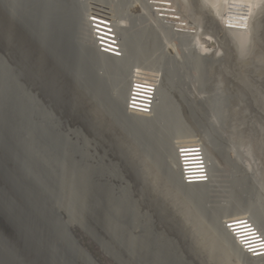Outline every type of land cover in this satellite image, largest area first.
<instances>
[{"label":"water","instance_id":"95a60500","mask_svg":"<svg viewBox=\"0 0 264 264\" xmlns=\"http://www.w3.org/2000/svg\"><path fill=\"white\" fill-rule=\"evenodd\" d=\"M82 4L0 0V225L8 234L0 232V264H98L70 230L62 206L123 264H184L176 245L160 243L150 214L140 210L127 163L112 159L120 150L112 129L88 109L96 104L141 151L163 158L162 166L171 159L165 128L158 136L157 125L147 130L127 122L126 74L100 75L95 64L102 57L84 37ZM177 65L173 57L161 59L170 85ZM198 126L218 151L212 124ZM168 173L174 186L189 185L180 171L177 179L171 168ZM246 192L243 186L248 200Z\"/></svg>","mask_w":264,"mask_h":264},{"label":"rangeland","instance_id":"374dc122","mask_svg":"<svg viewBox=\"0 0 264 264\" xmlns=\"http://www.w3.org/2000/svg\"><path fill=\"white\" fill-rule=\"evenodd\" d=\"M174 2L177 5L179 3V9L186 13L185 16L192 23H198L202 38L214 40L208 52H202L195 45L197 50L207 53L204 60L190 50L192 46L180 41L184 36L171 35L166 27L160 28L157 24L161 29L158 30L156 22L154 24L149 20L147 11L140 12L141 0H93L91 3V7L95 6L97 10H109L115 21L119 40L123 42L121 47L127 48L123 50L121 59L125 51L126 56L119 64L99 63V59L96 60L98 64L95 66L101 76L109 71L122 76L126 74L125 80L121 81L126 86L132 79L134 68L141 67L145 72H153L154 69L157 73V89L164 102V120L161 128L157 127L156 131L159 136L165 128L164 134L172 144L171 159L162 166L159 161L163 158L158 161L155 155L141 151L133 139L117 127L96 104H90L88 109L112 129L120 149L119 157L115 155L112 159L121 161L122 164L127 163L124 166L126 180L134 185V196L138 199L140 210L150 214L160 243L176 245L178 256L180 254L184 264H264V249L256 254L254 260H250L236 248L222 230L221 223L224 222L223 219L238 217L249 219L257 227L260 226V231L264 230V2L255 10L253 22L255 20L256 23L252 26L250 39L248 37L245 41L247 45L243 42L242 45L232 34L226 36L232 39H223L224 35H220L221 33L211 28L212 24H208L206 14L201 16L200 11L196 10L195 0ZM98 4L102 6H97ZM83 12L88 18L89 9H82ZM223 23L221 20V27ZM119 24L124 27L118 28ZM83 25L84 37L91 44L92 38L86 21ZM132 36L135 38L134 42ZM192 44L196 42L193 40ZM129 48H135L132 55ZM167 57L175 58L178 64V73L171 85L166 82L165 71L161 67V59ZM214 101H221V104L215 108ZM159 117L158 111L152 117L138 122H145L144 128L150 130L152 126H156L154 124ZM206 121L212 124L218 136V151L214 150L206 131L198 126L199 122ZM182 139L200 142L198 145L202 148V154L207 155L203 157L209 160L212 171L209 174H214L209 176L210 181L207 180L200 189L192 190L198 192L193 195L190 194L191 190L183 191L178 184L177 187L174 186L168 173L171 168L175 171L172 175L179 178L174 153L177 141ZM243 186L247 191L245 196L247 193L250 195L248 200L241 196ZM61 209L63 218L70 221V230L80 245L98 264H123L83 231L79 217L71 219L67 209L64 206ZM259 221L261 223L257 225ZM0 232L8 236L7 230L1 225ZM134 233L137 235L138 231Z\"/></svg>","mask_w":264,"mask_h":264},{"label":"bare ground","instance_id":"6f19581e","mask_svg":"<svg viewBox=\"0 0 264 264\" xmlns=\"http://www.w3.org/2000/svg\"><path fill=\"white\" fill-rule=\"evenodd\" d=\"M79 2L83 3L82 4V9L85 10V9H89V6H91V3L93 2V0H79ZM141 2H142V7L140 8V12H142V10L144 12L147 11V13L149 14V17H150L149 20H151V22H154V24L156 22L157 28H159L160 26H164V27H166L168 29V32H170L171 35L184 36L180 41H182V42H184V43L188 44L189 46H192L193 48H196V49H197V47L195 45H198V47L201 49L202 52H208V51L211 50V47L213 45V41L214 40L212 38L206 39V38H202L201 37L202 36L201 27L197 26L198 23H197V25L194 24L195 22L192 23L193 21L191 22L188 19V17L185 16L186 13L182 12L181 8L179 9V3L177 5L174 2V0H141ZM262 2H264V1L263 0H234V1H230V0H195L196 8H197L196 10L200 11L201 16L203 15V13L206 14V18L208 19V24L209 23L212 24L211 28H213L214 30H217L219 33H221L220 35H224L223 39L225 38V40H229V38L232 39L231 37H226L229 34H232L234 36V38L238 42H241V44H242V42H243V44H246L245 41H247L248 37L250 39V36H251L250 34H251V31L253 30L252 26L256 23L255 20L253 22V17H254V14H255V10L258 8L259 5L262 4ZM185 3H186V1H185ZM204 10H205V12H204ZM221 20L224 22L222 27H221V24H220ZM117 23H118V21H117ZM157 24L159 25V27H158ZM151 25L153 26V23ZM122 27H124V26L119 24L118 28H122ZM125 28H123V30ZM160 28H163V27H160ZM160 28L158 30H161ZM156 30H155V32H156ZM121 33H122V31H121ZM121 33H120V36H122ZM124 33H125V35L127 34L126 32H124ZM174 37H176V36H174ZM255 37H257V36H255ZM85 38H86V36H85ZM132 38H133V41H134L135 38L133 36H132ZM252 38H251V40H252ZM129 39H131V38H129ZM193 40L196 42V44H192ZM254 41L256 42L257 40H254ZM254 41H252V42L255 43ZM88 42H90V40ZM127 42H128V40H127ZM121 43H123V42H120V44ZM253 43L250 46H253ZM183 46H184V44H183ZM121 48H123L122 49V53H123V50L127 49V48H124V47H121ZM198 52H200V50H198ZM202 52H200L201 53L200 55H204V53H202ZM125 53H126V51H125ZM125 53H124L123 58L126 56ZM195 55L197 56V54H195ZM198 58H200V57H198ZM122 59H112L111 57L104 55L102 59H99V63H105V64H107V63H118L119 64L120 60H121V62L123 61ZM198 61H199V63H202V61H200L199 59H198ZM115 65H117V64H115ZM110 66H112V64H110ZM152 70L154 71V69H152ZM100 75H102V74H100ZM108 80H109V77H108ZM130 86H131V83L129 84V82L125 86V95H124V99H123V103H122L123 105L125 104V98H126L128 89L130 90ZM158 91L159 90L157 89L156 92H155L156 100H155L154 110H153L152 115L150 117H152L154 114H156L159 111L160 117L156 120V123H158V124H155V125H157L158 128H161L162 121L164 120V113L162 114V112H163L162 110L164 109V102H163L162 98L159 96ZM161 94H162V92H161ZM194 107H195V105H194ZM147 118L129 116V117H126V120L130 124V126H133V127L138 126L140 128H144V127H146V125H145L146 123L145 122H138V120L141 121V120H145ZM159 130H161V129H159ZM187 146H189V144H187ZM194 149H197V148H191L190 150H194ZM200 151H202V148L200 149ZM196 153L197 152L190 153V154H196ZM204 153H206V152H204ZM174 154H176V156L175 155L174 156L176 157L177 166H178L179 171H180V165H179V161H178L177 149H176V152ZM192 158H195V157H192ZM167 160H169V159H167ZM205 162H207V164H208L207 165V176H208L207 180H209V176L211 174H213V173L209 174L210 172H212L211 168H210L209 160H205ZM214 178L215 177H213V179ZM203 184H205L204 181L203 182L202 181H197V182H193L192 184L186 185V186H184L182 188H184L185 190L186 189L191 190L190 191L191 193L189 191L188 192L191 195H193V194H196L198 192L197 191H192V190L200 189V187ZM207 185H209V184H207ZM211 189H213V188H211ZM244 214L247 215L246 213H244ZM223 221L224 222L221 221L222 230L227 234V236L234 243L236 248H238L240 251H242L243 254H245L247 256V258H249L250 260L251 259L254 260L255 257H256V254H258L260 250L264 249V230H263V232L260 231V228L257 227L253 223V221H251L249 219L248 220L247 219L244 220L242 218L240 219V218L237 217V218H233V219H231V218L230 219H226V220L223 219ZM228 226H230V227L228 228ZM238 242H239V245H238ZM253 263H255V262L253 261Z\"/></svg>","mask_w":264,"mask_h":264},{"label":"built area","instance_id":"2783aa9c","mask_svg":"<svg viewBox=\"0 0 264 264\" xmlns=\"http://www.w3.org/2000/svg\"><path fill=\"white\" fill-rule=\"evenodd\" d=\"M102 6V5H97ZM96 6V7H97ZM105 10H97L89 6L88 26L92 35V41L97 51L103 56L112 59H121L122 48L116 30V24L111 13ZM131 86L128 93L126 108L130 116L149 118L152 115L155 105V92L158 86L156 72H145V69L134 68L130 81ZM200 142L182 139L177 141V155L180 165L182 180L185 184H192L197 181L207 182V162L200 151ZM187 144H196L187 146ZM191 148H197L190 150ZM197 152L196 154H190ZM204 156V157H203ZM195 157V158H192Z\"/></svg>","mask_w":264,"mask_h":264}]
</instances>
